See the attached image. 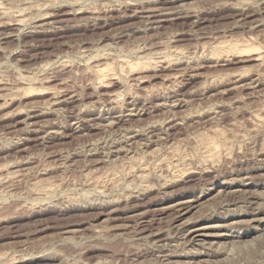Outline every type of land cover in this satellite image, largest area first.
Returning <instances> with one entry per match:
<instances>
[{
  "label": "rangeland",
  "instance_id": "374dc122",
  "mask_svg": "<svg viewBox=\"0 0 264 264\" xmlns=\"http://www.w3.org/2000/svg\"><path fill=\"white\" fill-rule=\"evenodd\" d=\"M0 264H264V0H0Z\"/></svg>",
  "mask_w": 264,
  "mask_h": 264
},
{
  "label": "bare ground",
  "instance_id": "6f19581e",
  "mask_svg": "<svg viewBox=\"0 0 264 264\" xmlns=\"http://www.w3.org/2000/svg\"><path fill=\"white\" fill-rule=\"evenodd\" d=\"M49 13V12H48ZM21 22V21H20ZM228 43V42H227ZM227 43H225V44H227ZM224 44V45H225ZM229 44V43H228ZM224 45H222V47H219V49L218 50H220V51H233V50H236V49H240V47L238 48V45L237 44H230L229 46L227 45V46H224ZM237 45V46H236ZM218 46V45H217ZM221 46V45H220ZM218 48V47H217ZM248 48V47H247ZM255 49V48H254ZM215 50V49H214ZM241 50V49H240ZM257 50V49H256ZM228 51V52H229ZM243 51V50H242ZM244 51H246V50H244ZM249 51V50H248ZM250 52V51H249ZM253 52V51H252ZM251 52V53H252ZM260 52V51H259ZM216 53V52H215ZM238 53H240V52H238ZM217 54V53H216ZM225 54V53H224ZM234 54V53H233ZM236 54V53H235ZM245 54V53H244ZM220 55V54H219ZM230 55V54H229ZM241 55V54H240ZM237 56V55H236ZM258 57H260V55L258 56ZM263 58V57H262ZM260 59V58H259ZM121 63V62H120ZM128 63V62H127ZM137 63V62H136ZM173 63V62H172ZM105 65V64H104ZM133 65H135V64H133ZM136 66H137V64H136ZM140 66V65H139ZM125 67V66H124ZM129 68L130 67H134V66H128ZM99 68H100V66H99ZM108 67H106L105 69H98L97 70V74H98V76H99V78H100V80H102L103 79V81H104V79H107L108 77V73H109V71H108V69H107ZM123 68V67H122ZM129 68H128V70H129ZM136 68H138V67H136ZM111 69H113V68H111ZM134 69V68H133ZM121 70V69H120ZM124 70V69H123ZM131 70V69H130ZM112 71V70H111ZM113 73V72H112ZM109 74H111V73H109ZM127 75V74H126ZM129 76V75H128ZM107 77V78H106ZM109 77H111V76H109ZM116 77V76H115ZM172 77V76H171ZM112 78V77H111ZM110 80V79H109ZM40 81V80H39ZM98 81V80H97ZM174 81L175 82H177V77L174 79ZM37 82V81H36ZM215 82V81H214ZM41 83V82H40ZM104 84H106V83H104ZM29 86V85H28ZM30 87V86H29ZM27 88V87H26ZM30 88H32V87H30ZM34 88H35V86H34ZM230 88V87H229ZM37 89V88H36ZM50 89V88H49ZM29 91L31 90V89H28ZM27 90V91H28ZM33 90V89H32ZM39 90V89H38ZM41 91H43V90H41ZM26 92V91H25ZM39 92V91H38ZM27 93V92H26ZM31 93H34V92H31ZM42 93V92H41ZM124 93V92H123ZM54 94V93H53ZM32 95V94H31ZM39 95H40V92H39ZM120 95V94H119ZM121 96V95H120ZM119 96H116L113 100H111L112 101V103L113 104H117V100L119 99L118 98ZM58 99V96L57 95H54V98H53V102L54 103H52L53 105H57L58 103H59V101L57 100ZM60 100V99H59ZM49 104V103H48ZM46 106V105H45ZM51 107V106H50ZM210 107V106H209ZM32 109V108H31ZM39 109V108H38ZM48 109V108H47ZM169 110V109H168ZM33 111V110H32ZM35 112V111H34ZM43 114V113H42ZM31 118V117H30ZM47 119V118H46ZM263 121V120H262ZM259 125H260V123H259ZM28 126V125H27ZM218 131V130H217ZM216 131V132H217ZM220 132V131H219ZM157 134V133H156ZM221 135V134H220ZM207 136H209L208 134H207ZM216 136V135H215ZM219 136V135H218ZM217 137V136H216ZM207 138V137H206ZM204 139L205 141H204V144H205V148H206V150H207V156L209 155V158H211L212 159V161L215 159V158H217L216 156H218L219 154H218V148H220L218 145L220 144H217V142L215 143V142H213L214 140L213 139H211V141H210V139H208V138H210V136L207 138V139ZM198 139V138H197ZM200 139H202V138H200ZM220 139V138H219ZM224 139V138H223ZM18 140V139H17ZM203 140V139H202ZM209 140V141H208ZM23 141V140H22ZM124 141V140H123ZM98 142V141H97ZM201 142V141H200ZM202 143V142H201ZM93 144H95V143H93ZM221 145V144H220ZM200 146V145H199ZM204 147V146H203ZM204 148V149H205ZM222 148V147H221ZM228 148V147H227ZM204 149H202V150H204ZM114 151V150H113ZM199 151V150H198ZM225 151V150H224ZM180 152V151H179ZM203 152V151H202ZM228 152H229V150H228ZM148 153V152H147ZM178 153V152H177ZM198 153V152H197ZM143 155V154H142ZM221 155V154H220ZM177 156V155H176ZM203 156H205V155H203ZM220 157V156H219ZM164 158V157H163ZM162 158V159H163ZM208 158V159H209ZM166 159V158H165ZM176 159V158H175ZM220 159V158H219ZM135 160V159H134ZM216 160V159H215ZM161 161V160H160ZM178 161V160H177ZM209 161V160H208ZM129 162V161H128ZM148 162V161H147ZM216 162V161H215ZM214 162V163H215ZM156 164V163H155ZM206 164V163H205ZM169 165V164H168ZM201 165V164H200ZM184 167V166H183ZM169 168V167H168ZM181 168V167H180ZM146 169V168H145ZM182 169H184V168H182ZM179 171H180V169H179ZM145 172V171H144ZM162 172V171H161ZM178 172V171H177ZM179 175V174H178ZM183 175V174H182ZM143 177V176H142ZM145 177V176H144ZM143 177V178H144ZM48 189V188H47ZM50 189V188H49ZM51 190V189H50ZM46 191V190H45ZM194 200V199H193ZM191 203H196L195 202V200L194 201H190ZM187 203H189V202H187ZM187 203H185L184 205L185 206H182V208H180V216H185L187 213H189V205L187 204ZM183 204V203H182ZM187 205V206H186ZM181 206V205H180ZM191 206V205H190ZM192 207H194V205L192 206ZM195 208V207H194ZM188 223V222H187ZM197 230V229H196ZM198 231L199 230H197L196 231V233H197V235L199 234L198 233ZM195 233V232H194ZM201 234V233H200ZM196 235V234H195ZM196 235V237H200V236H197Z\"/></svg>",
  "mask_w": 264,
  "mask_h": 264
}]
</instances>
